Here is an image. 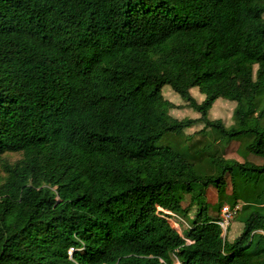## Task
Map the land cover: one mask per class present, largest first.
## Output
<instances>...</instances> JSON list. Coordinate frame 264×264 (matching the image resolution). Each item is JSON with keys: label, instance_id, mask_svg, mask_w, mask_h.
Segmentation results:
<instances>
[{"label": "trees", "instance_id": "trees-1", "mask_svg": "<svg viewBox=\"0 0 264 264\" xmlns=\"http://www.w3.org/2000/svg\"><path fill=\"white\" fill-rule=\"evenodd\" d=\"M175 261L264 264V0H0V264Z\"/></svg>", "mask_w": 264, "mask_h": 264}, {"label": "rangeland", "instance_id": "rangeland-1", "mask_svg": "<svg viewBox=\"0 0 264 264\" xmlns=\"http://www.w3.org/2000/svg\"><path fill=\"white\" fill-rule=\"evenodd\" d=\"M165 95L175 103H182L180 98L175 95L170 88H165ZM202 99V97L200 98ZM237 108L234 104H229L227 106V110L229 114L235 111ZM219 109L218 107L215 110ZM224 111V110H223ZM225 112H223L224 114ZM222 114V115H223ZM226 114V113H225ZM195 128L186 129L180 135L176 134H167L163 137L162 140L157 142L159 146L170 147L184 157L189 159L191 163H193L197 169V172L201 176L205 175H213L215 174V168L211 164L210 158L212 156H220L225 154V144L226 141L220 139V135L217 131H211L207 137L195 141H186L187 135L191 134L195 131ZM237 151H241V147ZM20 159L19 155H11L10 160L12 162ZM208 201L212 203L213 207H221L225 206L226 204H233L232 199L229 197L228 194H223L222 197L216 192V189L210 187L207 191ZM179 197L186 196L185 193L178 194ZM244 199V197H243ZM186 220H183V224L177 223L176 221L172 220V225L179 231L182 232L181 226L185 225Z\"/></svg>", "mask_w": 264, "mask_h": 264}, {"label": "built area", "instance_id": "built-area-1", "mask_svg": "<svg viewBox=\"0 0 264 264\" xmlns=\"http://www.w3.org/2000/svg\"><path fill=\"white\" fill-rule=\"evenodd\" d=\"M241 208L242 204L237 203L234 206L228 205L222 210L220 217V225L223 229H227L231 225L233 219L239 214Z\"/></svg>", "mask_w": 264, "mask_h": 264}, {"label": "clouds", "instance_id": "clouds-1", "mask_svg": "<svg viewBox=\"0 0 264 264\" xmlns=\"http://www.w3.org/2000/svg\"><path fill=\"white\" fill-rule=\"evenodd\" d=\"M237 203H241L240 201L239 202H237ZM237 203H233V204H229V205H236ZM242 204V203H241ZM226 206H228V204H226L225 206H223L222 208H221V212H222V210L226 207ZM241 210H242V208H241ZM241 210H240V212H241ZM221 212H220V216H219V220H218V225H219V227L221 228V230H222V233H223V236H225V234H226V232L228 231V229L230 228V226L233 224V222L235 221V219L237 218V216L240 214V212H239V214L233 219V221H232V223H231V225L227 228V229H223L222 228V226L220 225V217H221ZM173 219H170V223H171V221H172ZM175 221V220H174ZM177 222V221H176ZM171 225H172V223H171ZM173 226V225H172ZM174 227V226H173ZM175 228V227H174ZM176 229V228H175ZM181 229H183V228H181ZM177 230V229H176ZM178 231V230H177ZM178 233H180V234H182V232H179L178 231ZM174 264H180L179 262H177V261H175V263Z\"/></svg>", "mask_w": 264, "mask_h": 264}]
</instances>
